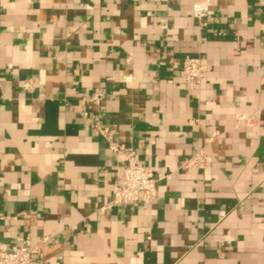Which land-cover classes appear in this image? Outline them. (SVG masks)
<instances>
[{
    "label": "crops",
    "instance_id": "1",
    "mask_svg": "<svg viewBox=\"0 0 264 264\" xmlns=\"http://www.w3.org/2000/svg\"><path fill=\"white\" fill-rule=\"evenodd\" d=\"M113 146L153 203L108 206ZM28 236L43 264H264V7L0 0V245Z\"/></svg>",
    "mask_w": 264,
    "mask_h": 264
},
{
    "label": "built area",
    "instance_id": "2",
    "mask_svg": "<svg viewBox=\"0 0 264 264\" xmlns=\"http://www.w3.org/2000/svg\"><path fill=\"white\" fill-rule=\"evenodd\" d=\"M257 1L264 7V0ZM206 69V65L200 58L187 57L183 61L181 76L190 89H196L204 78ZM99 130L101 135L108 132L106 129L99 128ZM111 149L118 154L123 153V159L120 160L119 183L112 189V201L108 206L153 203L158 196V180L153 173L136 159L134 153H124L119 146H113ZM205 162L206 156L200 151L186 161V166L200 168ZM46 242L47 240L44 239L36 244L28 236L19 244L0 245V264H43L42 246Z\"/></svg>",
    "mask_w": 264,
    "mask_h": 264
}]
</instances>
